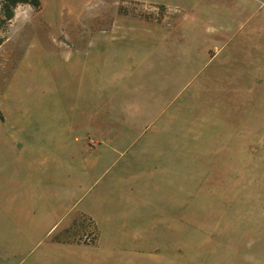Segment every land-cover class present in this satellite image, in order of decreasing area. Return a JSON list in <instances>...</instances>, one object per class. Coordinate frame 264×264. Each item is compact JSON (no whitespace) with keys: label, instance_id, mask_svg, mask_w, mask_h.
I'll return each mask as SVG.
<instances>
[{"label":"rangeland","instance_id":"rangeland-1","mask_svg":"<svg viewBox=\"0 0 264 264\" xmlns=\"http://www.w3.org/2000/svg\"><path fill=\"white\" fill-rule=\"evenodd\" d=\"M228 1L213 0L206 9H226ZM245 2L251 12L264 13V0ZM1 3L0 264H17L20 258L11 256L24 234L23 262H30L58 221L54 209L36 201L37 175L55 165L93 175L66 216L106 183L152 202L168 197L159 192L178 191L171 201L188 199L191 220L213 221V264H264V240L258 238L264 235L258 201L264 164L247 153L233 163L215 150L216 131L223 132L236 113L245 126L264 123L255 91L228 92L226 80L213 79L214 58L200 70L196 63L182 73L179 65L167 70L155 62L159 52L151 56L145 47L128 46L131 37L76 60L67 45L78 33L86 41L91 23L84 15L101 0H43L37 9L29 3L10 20ZM170 8L183 12L180 5ZM136 9L131 16L137 19L170 22L165 8ZM245 107L253 112L241 114ZM23 218L50 225L35 232ZM54 228L49 235L57 234Z\"/></svg>","mask_w":264,"mask_h":264},{"label":"crops","instance_id":"crops-1","mask_svg":"<svg viewBox=\"0 0 264 264\" xmlns=\"http://www.w3.org/2000/svg\"><path fill=\"white\" fill-rule=\"evenodd\" d=\"M42 1L37 0L35 9ZM101 1L104 4L84 15L91 23L86 41L78 33L67 45L76 51V60L120 46L123 44L119 42L120 38L125 40L127 37H131L128 46L145 47L151 56L159 52L155 62L167 70L179 65L177 71L181 72L192 63L200 70L214 58L213 79L217 83L226 80L228 92L233 96L255 91L259 99L258 112L264 115V13L248 10L245 0H229L226 9H206V3L213 0ZM173 4L180 5L183 12L170 8ZM20 5L26 7L29 3L18 1L11 9L13 17ZM137 6L170 8V22H164V18L150 21L132 17ZM72 14L77 18L83 16ZM204 18L215 20V25L210 27L203 22ZM207 39L213 40V46ZM172 73L171 70V80L175 78ZM243 108L241 114L253 112ZM236 114L231 116V122L223 132L216 131V152L223 151L233 163L246 153L256 155L264 164V123L245 126L237 121ZM91 124L95 125L92 120ZM96 127L102 129L103 125ZM92 177L89 170L62 171L57 170V165L53 170L46 168L37 175L41 191L36 201L54 209L59 219L46 231L40 250L28 263L23 262L25 234L19 237L20 243L11 256L20 258L17 264H213V221H207L204 216L191 220L188 199L171 201L170 197L178 191L159 192L168 197L152 202L147 198L137 199L124 187L114 188L106 183L88 195L79 210L66 216L78 201L77 193L85 192L83 183ZM259 182L258 201L264 215V167ZM24 208L18 207L19 210ZM24 222L25 219L22 224L32 226L35 232L50 225L42 219ZM262 223L264 225V220ZM53 227L57 234L51 236L48 233ZM260 237L264 240V235Z\"/></svg>","mask_w":264,"mask_h":264},{"label":"trees","instance_id":"trees-1","mask_svg":"<svg viewBox=\"0 0 264 264\" xmlns=\"http://www.w3.org/2000/svg\"><path fill=\"white\" fill-rule=\"evenodd\" d=\"M18 1H22V2H28V3H31V4H34V5H37L38 2L37 0H1V8H3V13H4V19L6 20H10L12 17H13V12L12 10L10 9L11 6H15V4L18 2ZM163 8V7H161ZM3 19V20H4ZM2 42V39H0V44Z\"/></svg>","mask_w":264,"mask_h":264},{"label":"built area","instance_id":"built-area-1","mask_svg":"<svg viewBox=\"0 0 264 264\" xmlns=\"http://www.w3.org/2000/svg\"><path fill=\"white\" fill-rule=\"evenodd\" d=\"M156 9H157V8H156ZM164 10H165V12H166V13H168V14H169V13H170V11H171L172 9H170V8H165ZM157 11H158V10H157ZM158 12H160V11H158ZM158 12H157V13H158Z\"/></svg>","mask_w":264,"mask_h":264}]
</instances>
